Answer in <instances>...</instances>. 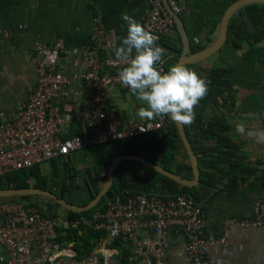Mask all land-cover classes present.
Returning a JSON list of instances; mask_svg holds the SVG:
<instances>
[{"label":"built area","instance_id":"1","mask_svg":"<svg viewBox=\"0 0 264 264\" xmlns=\"http://www.w3.org/2000/svg\"><path fill=\"white\" fill-rule=\"evenodd\" d=\"M152 3L153 9L146 15L144 26L158 37L156 43L159 44L164 33L174 29L176 23L162 0H152ZM168 3L178 14L186 7V0H168ZM94 21L98 47L112 48L114 41L108 27L97 17ZM3 34L11 36L10 31ZM199 42L196 36L192 44ZM36 50L41 56L36 66V84L28 90V99L15 117L0 124V176L68 156L84 147L143 136L165 126L168 117L136 121L123 119L118 114L110 89L126 87L118 78L124 65L116 61L115 55L101 58L97 47L66 45L63 41L39 42ZM62 55L81 58L87 68L81 92L85 95L87 124L91 131L88 137H62L66 122L53 108V100L79 79L77 75L68 76L59 67ZM163 61L160 67L166 72ZM237 223L257 226L262 219L258 216L254 220L239 221L231 217L226 220V228ZM205 226L202 205L187 194L165 199L147 192L118 193L107 197L89 215L74 220L44 217L34 205L5 202L0 204V245L7 252L0 254V264H50L48 258L53 254L55 264H125L103 250L94 249L88 256L79 257L76 239L68 238L74 228L81 233H105L101 245L108 239L123 240L139 264H167V244L163 238L170 233L182 234L190 264H213L207 257V246L216 242L226 244V234L207 238Z\"/></svg>","mask_w":264,"mask_h":264},{"label":"trees","instance_id":"2","mask_svg":"<svg viewBox=\"0 0 264 264\" xmlns=\"http://www.w3.org/2000/svg\"><path fill=\"white\" fill-rule=\"evenodd\" d=\"M234 1L195 0L191 3V7H188L186 0L185 9L188 7L189 11L185 12L184 9L180 16L185 23L191 41L200 33H204L203 31L208 27L206 23H210V30L205 37L211 43L215 38H213V34H216L219 29L225 9ZM174 29L178 31L176 25ZM177 37L179 45L172 47L175 55L166 60V72L178 61L183 49L179 32H177ZM227 44L234 50H242L240 64H237V67H235V64V66L228 68L211 67L206 74H201L196 70L202 78L210 81L209 90L206 97L201 99L199 105L194 108V123L190 126L185 125L187 135L199 158L200 184L188 187L146 167L139 161L123 160L114 171L112 187L97 207L101 206L107 197H112L118 193H126L127 191L131 194L147 192L165 199L187 194L201 204V201L205 199L204 193L212 189H219L218 181L222 178L225 180L226 191L229 192V194L223 195L230 197L233 193L243 191L241 194L245 199L250 198L249 200L253 201L250 205L252 217L256 215L254 213V202L257 198L264 197V167H261L264 165V159L257 158L256 161H252L250 156L244 152L243 143L238 142L233 133V122L226 116L224 110H220L216 117H203V111L206 106L212 103L217 108H228L231 109L230 111L247 112L251 110L264 113V3L245 5L232 16ZM205 47L207 46L203 45L200 40L198 44H192V52H197ZM185 66L193 69V64ZM256 73H261L262 78L258 79ZM239 86L249 88L250 91L256 88V91L250 93L245 101L239 103L237 95ZM91 147H94L97 161L93 165V171L90 168L84 169L83 176L84 185L90 193V200L100 192L111 160L120 154L142 155L147 160L161 164L166 169L184 177L193 178L194 175L189 154L179 134L178 127L170 117H168L163 128L151 131L143 136L108 144L91 145ZM60 158L52 159V174H46L40 164L29 169L15 170L0 176V189L43 188L52 191L71 204L87 205L88 203L77 204L69 201L66 195L71 191L72 186L68 185L65 180L60 181L52 178L62 174L65 169H70L72 165V162L68 159H62L64 166L60 167L56 161ZM101 173L104 174L98 180L97 177ZM65 176L68 175L65 174ZM249 200L247 201L250 202ZM6 201L34 205L44 217L56 216L57 212L53 213L51 210L56 209L57 211V208L60 207L59 203L53 199L47 200L41 195L0 197V204ZM92 210L82 212L66 211L67 217L74 220L89 215ZM216 211L219 213L218 207ZM243 212L244 210L241 208L240 214L231 213V215L240 217L243 216L241 214ZM217 218L218 216L212 223H208L210 228L212 225L214 228L217 227ZM73 230L72 232L76 234L77 229ZM104 235L105 233L88 231L82 235L73 236L77 241L75 247L78 256H88L96 245L93 239L98 242ZM70 237L68 238H73ZM114 245L120 249L117 257L120 261L125 264H139L138 258L134 257L130 246L123 240L115 239Z\"/></svg>","mask_w":264,"mask_h":264},{"label":"crops","instance_id":"3","mask_svg":"<svg viewBox=\"0 0 264 264\" xmlns=\"http://www.w3.org/2000/svg\"><path fill=\"white\" fill-rule=\"evenodd\" d=\"M152 9V0H0V124L15 117L20 106L28 99V90L36 84V66L41 57L36 50L37 43L53 44L56 41H63L66 45L97 47L101 58L115 55L114 49L120 46L122 39L127 35V24L121 18V14L127 12L144 26V19ZM96 17L108 27L114 41L112 48L98 47L97 23L94 21ZM4 31H10L11 36L5 37ZM177 32L176 29L168 30L158 44L165 49L163 57L165 62L175 55L172 47L179 45ZM198 37L200 39L199 35ZM200 65L205 68L198 70L195 64L192 68L201 74H205L210 68L206 60L201 61ZM59 67L68 76L77 75L79 77L53 100V108L66 122L62 137L65 139L74 135L88 137L91 131L87 124L85 95L81 92L84 84L83 75L87 70L85 63L77 56L62 55ZM245 91L241 90L238 96L239 103L243 102ZM110 97L112 104L123 119L147 120L137 115L138 110L144 105L128 88L113 86L110 89ZM220 110H224L227 116L232 115L231 109H220L211 103L204 108L203 117H216ZM229 119L233 122V133L236 140L243 143L244 152L248 155L247 149L250 144H253L258 147L257 151L260 153L258 158L264 159V113L258 117H247L245 113L238 111L234 113L232 119L230 117ZM77 151L61 158L68 159L74 165L73 158ZM93 154L95 156V150ZM96 161L95 156L94 163L87 168L93 171ZM82 171L84 169L80 171V168H77L76 170L77 173ZM103 174L101 173L97 179L100 180ZM218 187L219 189L205 192V199L200 205L203 206L204 211L206 237L220 238L226 234L227 242L226 244L219 242L208 244L206 249L208 259L213 264H264V197L261 196L254 202L256 215L252 217L250 205L253 201L249 200L250 198L245 199L241 194L243 191L226 197L223 194H229V192L226 191L225 180L222 178L218 181ZM217 207L219 213L216 211ZM241 208L244 210L241 213L243 216L231 215V213L240 214ZM63 215L64 212L59 213L58 217L68 218L67 215ZM216 216H218L217 227L214 228L212 225L210 228L208 223H212ZM258 216L262 219L260 225L245 226L237 223L226 228L228 218L237 217L239 221H242L254 220ZM82 234L84 233L77 229V233L72 232L71 237ZM163 240L167 244V264H190L186 241L182 234L170 233ZM93 242L96 243L95 251L103 250L108 252L112 259H118L120 249L114 245V241L108 239L103 245H101V240L96 242L93 239ZM6 252V248L0 245V254Z\"/></svg>","mask_w":264,"mask_h":264},{"label":"clouds","instance_id":"4","mask_svg":"<svg viewBox=\"0 0 264 264\" xmlns=\"http://www.w3.org/2000/svg\"><path fill=\"white\" fill-rule=\"evenodd\" d=\"M121 18L127 24V35L114 49L116 61L124 65L118 78L144 105L137 115L147 120L170 117L174 123L190 126L195 121L194 108L206 97L210 81L183 64L164 72L160 65L165 49L156 43L158 37L127 12ZM48 259L55 264L56 255Z\"/></svg>","mask_w":264,"mask_h":264},{"label":"water","instance_id":"5","mask_svg":"<svg viewBox=\"0 0 264 264\" xmlns=\"http://www.w3.org/2000/svg\"><path fill=\"white\" fill-rule=\"evenodd\" d=\"M163 4L166 8V10L173 16L177 30L182 38L183 42V50L179 56L178 61L176 64H195L199 63L203 60H206L209 56L216 53L217 51L221 50V48L224 46L228 39V33H229V26H230V20L232 16L243 6L251 4V3H264V0H235L232 2L224 11L223 16L221 18L219 29L217 36L215 39L211 42L210 45L207 47L197 51L192 52V41L190 39V36L188 34V31L186 29L185 23L183 19L181 18L180 14H177L173 11L172 7L168 3V0H162ZM175 64V65H176ZM179 134L184 142V146L189 154L190 162L193 168V178H187L182 175H179L173 171H170L169 169H166L161 164H157L155 162L147 160L142 155H136V154H120L116 155L112 160L108 168V173L106 180L100 190V192L97 194L95 198H93L87 205H75L69 203L67 200L58 197L55 193L43 189V188H5L0 189V197H13V196H23V195H42L47 200L53 199L60 205V211L62 210H71L74 212H82V211H88L95 206L99 204V202L102 200L104 196L107 195L110 188L113 185L114 181V171L118 167L121 161L123 160H135L139 161L142 164H144L146 167H149L165 176H168L178 183L188 186V187H194L198 186L200 184V178H201V169L199 165V158L198 155L195 153L192 143L187 135L186 127L185 125H181L176 123Z\"/></svg>","mask_w":264,"mask_h":264},{"label":"rangeland","instance_id":"6","mask_svg":"<svg viewBox=\"0 0 264 264\" xmlns=\"http://www.w3.org/2000/svg\"><path fill=\"white\" fill-rule=\"evenodd\" d=\"M187 2H188V7H191V3L195 2V0H187ZM188 7L186 9L184 8L185 12L189 11ZM206 25L209 26L211 24L210 23H206ZM203 32L204 33H200V35H199L200 39H201L203 45L208 46L211 43H209V41H207V38L205 37V35L207 33V29L205 31H203ZM217 33H218V31H217ZM217 33H216V35H217ZM214 37H215V34H213V38ZM159 46H162V45H159ZM239 58H241V54H239V51L232 49L229 46V44H226V45H224L221 48V50L217 51L216 53H214L211 56H209L208 58H206V62L210 65V67H225V68H228V67L235 66V64H236L235 67H237V64H240V62H239L240 59ZM195 65H196V67H199L200 62L199 63H195ZM255 75L258 76V79L262 78V74L261 73H256ZM257 113H260V112H257ZM229 117L232 119V117H234V115L233 116H229ZM257 148L258 147H255V145L250 144L249 145V149H247L248 150V155L250 156V158H253V159H251L252 161H256L258 156H260V153H258L259 151H257ZM93 153H94V149L91 146L81 148L79 151H77L75 157L73 158V160H74L73 164L74 165H71L70 169H65V171H63V173L60 174L59 176L52 177L54 180H56V179H58L60 181L61 180H65V182L68 185L72 186L71 187V191L68 192L67 195H66L67 196L66 198L69 201H73V202H75L77 204L89 203L91 201L90 200V193L86 189V186L84 185V181H83L84 171L77 173L76 170H77V168H80V171H81V170L87 168L89 165L93 164L94 161H95V156H94ZM56 161L59 163L60 167L64 166L62 158L60 160H56ZM37 165H40V164H37ZM41 167L43 168V170H44V172L46 174H52V171H53L52 160L45 161V162L41 163ZM27 169H29V168H27ZM65 174H67L68 176H65ZM75 174H77L78 176L74 177ZM6 202H9V201H6ZM3 203H5V202H3ZM57 209H58V212L60 214L64 212V215L65 216L67 215V211L65 209L62 210V211H60V207L57 208ZM92 209H90V210H92ZM51 211H53V213L57 212L56 209H53ZM58 212H57L56 216L59 215Z\"/></svg>","mask_w":264,"mask_h":264},{"label":"flooded vegetation","instance_id":"7","mask_svg":"<svg viewBox=\"0 0 264 264\" xmlns=\"http://www.w3.org/2000/svg\"><path fill=\"white\" fill-rule=\"evenodd\" d=\"M227 41H228V39H227ZM227 41H226V43L224 44V45H226L227 44ZM238 51V50H237ZM242 53V50L240 51L239 50V54H241ZM240 59V58H239ZM204 66H202L201 67V65H199V67L198 68H196V69H198V70H201V69H204L203 68ZM211 68V67H210ZM208 72V71H207ZM206 72V73H207ZM205 73V74H206ZM241 90L243 91V90H246L245 92H244V100L243 101H245L246 99H247V96L250 94V93H252L253 91H256V88H253V89H251L252 91H250L249 90V88H246V87H243V86H239V92H238V96L240 95V93H241ZM232 112V115H234V113L236 112H238V111H231ZM240 112V111H239ZM258 111H251V110H248L247 112H243V113H245V115L247 116V117H258L260 114H261V112L260 113H257ZM263 114V113H262ZM231 115V116H232ZM227 116V115H226ZM227 117H229V116H227ZM46 190H48V189H46ZM50 191V190H49ZM52 192V191H51Z\"/></svg>","mask_w":264,"mask_h":264},{"label":"bare ground","instance_id":"8","mask_svg":"<svg viewBox=\"0 0 264 264\" xmlns=\"http://www.w3.org/2000/svg\"><path fill=\"white\" fill-rule=\"evenodd\" d=\"M178 14V13H177ZM180 14V13H179ZM166 63V62H165Z\"/></svg>","mask_w":264,"mask_h":264}]
</instances>
